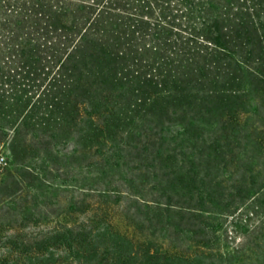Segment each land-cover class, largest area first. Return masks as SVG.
I'll return each instance as SVG.
<instances>
[{
  "label": "trees",
  "instance_id": "1",
  "mask_svg": "<svg viewBox=\"0 0 264 264\" xmlns=\"http://www.w3.org/2000/svg\"><path fill=\"white\" fill-rule=\"evenodd\" d=\"M262 110L264 0H0V144L14 161L30 134L83 123L80 141L115 150L116 166L131 169L136 150L204 186L214 169L233 177L230 164L254 162L249 146L264 149V128L249 123ZM172 127L188 135L179 146L166 138ZM56 236L79 264H175L111 227ZM52 239L25 258L55 264L44 253L58 249Z\"/></svg>",
  "mask_w": 264,
  "mask_h": 264
},
{
  "label": "rangeland",
  "instance_id": "2",
  "mask_svg": "<svg viewBox=\"0 0 264 264\" xmlns=\"http://www.w3.org/2000/svg\"><path fill=\"white\" fill-rule=\"evenodd\" d=\"M249 123L264 128V110ZM82 131L80 123L64 131L50 127L40 135L30 134L23 141L28 151L18 162L8 143L1 142L0 163L2 157L6 162L0 164V264L6 259L8 264H24L25 259L37 263L25 256L50 237L58 249L45 250V257L55 264H79L69 259L56 235L103 226L127 238L137 251L152 245L175 264H264V149L257 152L249 146L254 162L243 158L230 164L233 177L214 169L204 186L191 185L171 164L155 167L136 150L126 152L131 169L123 162L116 166L119 154L83 143ZM54 132L58 136L52 137ZM187 137L179 127L166 133L171 146ZM137 160L142 166L132 165ZM13 174L20 175L21 185ZM250 188L258 194L248 193ZM115 190L127 192L117 195ZM139 197L206 209L172 210L147 205ZM200 197H206L201 204Z\"/></svg>",
  "mask_w": 264,
  "mask_h": 264
},
{
  "label": "built area",
  "instance_id": "3",
  "mask_svg": "<svg viewBox=\"0 0 264 264\" xmlns=\"http://www.w3.org/2000/svg\"><path fill=\"white\" fill-rule=\"evenodd\" d=\"M1 162H2V163H5V162H6V159L2 157V158H1Z\"/></svg>",
  "mask_w": 264,
  "mask_h": 264
}]
</instances>
